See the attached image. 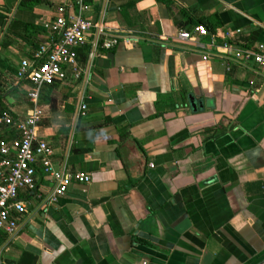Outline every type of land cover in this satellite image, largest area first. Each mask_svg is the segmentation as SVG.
<instances>
[{
    "label": "crops",
    "instance_id": "1",
    "mask_svg": "<svg viewBox=\"0 0 264 264\" xmlns=\"http://www.w3.org/2000/svg\"><path fill=\"white\" fill-rule=\"evenodd\" d=\"M21 1L0 0V116L23 120L18 71L68 0ZM171 1L91 0L82 77L40 91L37 126L54 170L90 183L50 205L38 171L0 264H264V72L222 48L225 34L232 51L264 45V0ZM181 11L217 22L214 41H177ZM98 29L133 44L105 52Z\"/></svg>",
    "mask_w": 264,
    "mask_h": 264
},
{
    "label": "built area",
    "instance_id": "2",
    "mask_svg": "<svg viewBox=\"0 0 264 264\" xmlns=\"http://www.w3.org/2000/svg\"><path fill=\"white\" fill-rule=\"evenodd\" d=\"M91 0H68L58 9L56 17L44 24L49 33L48 40L39 47L33 61H23L17 77L31 84L27 100L31 105L30 113L23 120L8 114L0 116V131L11 135L0 138V234L12 237L17 229V217L27 213L26 204L19 200L20 194L33 192L40 171L53 184L54 189L48 204H56L63 198L71 184L86 185L90 178L83 173L68 174L55 171L52 164V150L37 135V126L43 117L39 107V94L44 87L66 81L77 82L83 70L78 62V49L84 47L92 29H97L87 17ZM197 37L215 36L203 26L191 31L180 30L176 40L192 42ZM230 35L223 37L222 48L227 56L256 66L264 72V45L254 50H235L228 42ZM100 47L108 52L119 45L131 46L133 40L128 36L109 35L98 29ZM204 56L203 60H207Z\"/></svg>",
    "mask_w": 264,
    "mask_h": 264
},
{
    "label": "trees",
    "instance_id": "3",
    "mask_svg": "<svg viewBox=\"0 0 264 264\" xmlns=\"http://www.w3.org/2000/svg\"><path fill=\"white\" fill-rule=\"evenodd\" d=\"M155 1L165 5L168 8L173 5V2L171 0H155ZM40 3H41L40 0H32V1L31 0H22L20 3V7L27 9V10H32L35 6H37ZM119 10H120L122 17L126 18L127 15L125 13V8L122 5H119ZM181 13H182V16L185 17V22L183 24H181V23L176 24L179 29L188 31V30H191L192 28H195L198 26H203L210 34L213 35V34H215L217 27L219 26V24L217 22L213 23V22H211L207 19H204V18L193 17V16L186 14L184 11H181ZM24 28L26 31H29L31 29V27H29V26H25ZM47 40H48V38L45 40V42Z\"/></svg>",
    "mask_w": 264,
    "mask_h": 264
},
{
    "label": "water",
    "instance_id": "4",
    "mask_svg": "<svg viewBox=\"0 0 264 264\" xmlns=\"http://www.w3.org/2000/svg\"><path fill=\"white\" fill-rule=\"evenodd\" d=\"M108 56H109V58L112 57L111 54H109ZM187 99H188V104H189L190 110L193 113H196L198 107L201 108V103L200 102H196L195 99L192 96H189Z\"/></svg>",
    "mask_w": 264,
    "mask_h": 264
}]
</instances>
